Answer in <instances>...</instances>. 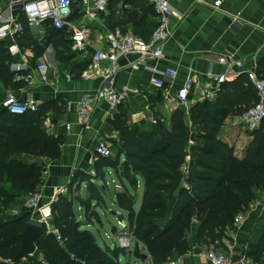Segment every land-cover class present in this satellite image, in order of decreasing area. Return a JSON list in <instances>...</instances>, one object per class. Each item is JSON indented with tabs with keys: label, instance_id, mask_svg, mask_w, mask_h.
Segmentation results:
<instances>
[{
	"label": "trees",
	"instance_id": "16d2710c",
	"mask_svg": "<svg viewBox=\"0 0 264 264\" xmlns=\"http://www.w3.org/2000/svg\"><path fill=\"white\" fill-rule=\"evenodd\" d=\"M132 4L145 18L148 12L155 15L147 0H132ZM114 15L115 11L111 17L112 30L124 28ZM145 18L139 22V30L134 32L149 39L158 23L151 31L144 30ZM20 21L25 25L20 46L32 50L36 60L44 48L29 35L25 18ZM47 26L45 46L53 45L58 59L68 61L72 53L71 41L63 38V32L51 23ZM143 31L146 36L142 35ZM11 60L8 50L0 46V84L18 89L25 83H13L15 74L9 69ZM83 66V69L88 67L84 63ZM257 73L264 77V61L258 64ZM4 97L0 90V105ZM257 101V93L245 75L226 84L215 103L195 105L189 119L183 110H175L170 118V128L159 124L145 132L128 124L123 115L115 116L113 126L120 136L116 143L117 155L112 158L97 155L95 175L76 172L69 184V195H60L52 206L51 225L59 231L61 241L53 233H46L44 226L46 234L39 235L36 240L37 256L16 263L10 261L20 252L21 234L33 221L32 213L20 210L21 206L43 184L47 166L43 160L60 158L63 140L49 136L43 128L45 114L50 108L41 106L37 112L24 115H11L1 108L0 264H121L120 258L127 252L117 245L103 248L96 235L86 229L101 224L97 208L107 210L106 179L110 169L126 183L116 193V205L128 218L129 227L122 232L132 235L143 245L152 264H166L186 255L191 249L189 241L195 226L197 244L216 245L228 229H234L237 216L246 213L264 190V129L251 134L243 159L235 155L234 148L219 139L226 119L241 117ZM189 141L194 145L190 146ZM188 155L189 173L183 176L181 166ZM121 156L125 158L123 163ZM27 158L36 161L28 162ZM140 181L144 183V193L137 211L135 193ZM83 184L87 197L77 198L83 212V218L79 219L74 211L75 190L79 187V193ZM17 209L19 213L14 215ZM169 217L170 221L163 226ZM258 236L247 257L259 264L264 256V224ZM140 249H134L138 257L144 256Z\"/></svg>",
	"mask_w": 264,
	"mask_h": 264
},
{
	"label": "crops",
	"instance_id": "0c3cea01",
	"mask_svg": "<svg viewBox=\"0 0 264 264\" xmlns=\"http://www.w3.org/2000/svg\"><path fill=\"white\" fill-rule=\"evenodd\" d=\"M216 2H220L218 7L215 6ZM169 3L172 7L170 16L172 36L165 45L164 58L162 60L148 59L144 64L138 62V56L120 59L118 62L120 70L116 74L115 88L121 91L124 87H128L129 99L117 110H112L105 102H99L94 110L89 129L82 126L74 107L72 109L69 107L70 104L77 105L85 95L95 93L104 84L103 79H86L84 73L92 67L94 51L104 50L107 47L105 37L106 32L112 30V12L115 11V20L124 28L132 31L139 30L137 26L145 17L140 9L134 7L132 0H111L107 13L101 15L97 21L88 19L76 0L73 13L68 19L69 24L87 26L91 34L86 49L77 51L73 48L70 29L67 27L62 30L63 38L71 41V58L65 62L58 59L57 51L53 45L45 46L47 24L50 23L48 21L38 27L28 26L29 35L44 48L42 55L36 60L32 50L21 48L20 37L15 40L7 38L0 42V46H4L8 50L12 59L9 69L11 73L15 74L13 83L20 81L25 83L18 89L7 87L1 83V92L3 94L13 93L24 102H35L39 108L41 106L50 108L45 114L43 128L49 136L63 140L60 158L56 161L43 160L47 166L43 184L38 190L42 195L40 213L49 205H54L60 195H69V184L76 172L82 171L91 176L95 175L94 162L98 155L96 148L100 143H103L113 153L112 157L117 155L116 143H119L120 136L113 126L115 116L123 115L128 124L137 126L145 132H150L157 126L152 123L156 117L163 118V122H166V126L170 128V118L178 109L175 100L176 94L191 73L195 74L199 80H206L209 74H223L229 70L220 64L219 59L225 57L233 64L231 71L245 76L248 70L257 69L258 64L264 61V0H169ZM0 11L17 17L19 21L23 17L19 7L10 8L7 0H0ZM237 15L240 17L238 18ZM145 21L144 30L150 31L158 23L155 15L149 12ZM142 33L143 36L147 35L145 31ZM14 45L18 46L19 54H13L10 51L11 46ZM23 54L27 57V69L17 71L16 65H23ZM41 63L47 65V82L42 81L37 72V67ZM83 63L88 67L83 69ZM102 66L106 67L108 63H103ZM169 68L177 71V79L161 90L154 88L151 85V78L156 72ZM67 75L72 77L71 81L67 80ZM27 76H32V79L26 82L24 78ZM191 99L194 102L192 108L201 103L197 100L196 95H191ZM186 116L189 119L190 113ZM238 120L240 121V117L227 118L220 134L225 128L228 133L229 131L232 133ZM229 123H232V128L227 127ZM248 134L247 147L243 153L237 152V148L227 140L222 138L220 140L234 148L235 155L243 159L252 139V133L248 132ZM27 161L35 162L36 159L27 158ZM121 161L122 163L125 161L124 156H121ZM110 181L114 192L110 189ZM106 183L108 186L107 196H105L107 210L97 208L101 219V224L98 223V225L103 226L105 223L112 229L117 222L114 223L111 219L114 217L111 215L112 211L118 216H124L125 220L127 219V214L116 205L117 190H121L126 183L120 181L112 169L108 171ZM140 191L143 199V181L139 182L138 190L135 193L137 211L142 205V200L138 204ZM78 197L86 199L85 184L79 193L75 192V198ZM263 202L264 190L260 191L259 198L250 205V209L240 215L243 221L235 224L234 229H228L222 240L216 245L197 244V226H195L190 236V251L173 261L177 264H211L206 254L214 249L232 258L233 264L255 263L247 256L252 247L251 244H255L259 239L258 233L264 224V210L261 208ZM74 211L79 219L83 218L82 208L77 200L74 202ZM40 213L32 216V219H37L36 223L42 216ZM114 219L117 220L115 217ZM114 238L112 240L117 245V240ZM143 254L147 257L138 258L132 249L126 253V257H135L136 264H140L141 260L143 264H152L149 255ZM261 263H264V256Z\"/></svg>",
	"mask_w": 264,
	"mask_h": 264
},
{
	"label": "built area",
	"instance_id": "2783aa9c",
	"mask_svg": "<svg viewBox=\"0 0 264 264\" xmlns=\"http://www.w3.org/2000/svg\"><path fill=\"white\" fill-rule=\"evenodd\" d=\"M9 7H19L22 16L25 18L28 26L38 27L44 22H50L52 26L59 31L69 28L71 31V41L74 50L83 51L86 49L90 38V29L87 26H77L69 24V17L73 13V6L76 0H7ZM81 8H83L85 16L91 21L99 20V17L106 14L110 6L111 0H78ZM148 3L153 7L155 16L158 20V26L152 32L149 39H145L137 35L131 29L115 28L106 32L107 47L104 50H96L92 56V67L84 73L86 79H103V86L93 94L85 95L77 105L70 104L69 109L76 110L80 123L85 129H89L94 110L99 102H105L112 110H117L125 104L129 99V88L124 87L121 91L115 88L116 74L120 67L118 62L120 59L128 56H138V62L144 64L148 59L162 60L164 58V48L172 36L170 30V16L172 7L169 0H148ZM220 2H216L218 7ZM239 18L240 15H237ZM25 32V26L18 20L17 17L0 11V42L11 38L15 40L21 37ZM10 51L19 54L18 46H11ZM27 57L22 55V64L16 65V70L21 71L26 68ZM220 64L227 67L229 71L223 74H209L206 80H199L197 76L191 73L185 80L182 88L176 94V103L178 108L189 114L193 99L191 95H196L197 100L201 103H215L220 94L224 91L226 84L234 83L239 73L231 71L233 64L222 57L219 59ZM103 63H108V66H102ZM37 72L42 81L47 82V65L41 63L37 67ZM249 83L255 89L258 101L250 109H248L241 117L240 122L249 133H254L264 129V77L258 75L257 69L253 68L246 72ZM178 77V73L174 69H166L161 72H156L151 78V85L156 89H163L168 84L173 83ZM34 78V77H33ZM32 79V76H27L24 80L27 82ZM72 77L67 75V80L71 81ZM1 107L8 110L11 115H24L27 113H35L39 109V105L32 101H21L15 94L7 93L1 102ZM154 125L158 124V120L154 119ZM264 131V130H263ZM192 145V142H189ZM96 152L103 157L112 158L113 153L103 144L100 143ZM190 156L188 155L185 163L181 166L183 176L189 173ZM188 188V185L184 183ZM42 195L37 192L28 196L21 206L20 210L31 212L32 215L40 213ZM52 204L42 211V216L38 223H44L48 227V232L56 235L61 241L60 233L51 223L53 220ZM264 210V202L261 204ZM19 213V209L14 211V215ZM243 221L242 216H237L235 224ZM127 230L126 224H120ZM47 229V228H46ZM118 246L129 252L136 247L144 249L143 245L138 242L132 235L122 233L118 238ZM206 257L211 264H233L232 258L228 255L219 253L212 249L207 252ZM166 264H177L173 260H169ZM258 264V263H251ZM264 264V263H259Z\"/></svg>",
	"mask_w": 264,
	"mask_h": 264
},
{
	"label": "rangeland",
	"instance_id": "374dc122",
	"mask_svg": "<svg viewBox=\"0 0 264 264\" xmlns=\"http://www.w3.org/2000/svg\"><path fill=\"white\" fill-rule=\"evenodd\" d=\"M4 95H6V94H4ZM155 119L158 120L157 125H159V124L166 125V122H163V118L156 117ZM164 121H165V119H164ZM229 126L232 128L233 127L232 123H229V125H227V127H229ZM233 128H234V130L232 133H231V131H229V133H228L227 128H225V130H223L222 134L219 135V139L222 138L223 140H227L231 145H233V146H235V148H237L236 149L237 152L243 153V151L247 147L249 134L246 131V129L244 128L243 124L239 120L236 121L235 126ZM199 143L206 144L202 141H199ZM193 145H194V143H193ZM190 146H192V145H190ZM110 189L112 192H114V187H113L111 181H110ZM117 191L120 192L121 190H117ZM259 195H260V193H259ZM139 196H140V200H139L138 204H140V202L142 200V192L141 191L139 192ZM32 216H31V219L33 218ZM111 219L114 223L117 221L116 224L114 225L118 230L117 233H113L112 229H110L108 225H105V223L103 224V226H99L98 224H95L94 226H90L89 228L88 227L86 228L87 230H89L90 232H93L96 235L98 243L103 248H105V246H109L110 248H114V246L116 244H114V241L112 240V238L115 237L114 239L117 240V243H118V238L123 233V232H119V231H123L124 228L119 224L118 220L114 219V217H112ZM170 219H171V217L167 218L166 221L163 223V226H165L170 221ZM32 220L35 222L37 219L35 218V220L34 219H32ZM125 223L127 224V227H128V218L125 220ZM46 228L48 230V227H46ZM117 246H118V244H117ZM140 251H141V253H146L148 255V253L145 251V248L140 249ZM37 254H38V251H37ZM37 254L35 256H37ZM135 256L138 257L137 255H135ZM138 258H140V257H138ZM136 262H137V259L133 256L131 258H127L126 255L125 256L123 255L120 258L121 264H129V263L130 264H136ZM140 264H143L142 260L140 261Z\"/></svg>",
	"mask_w": 264,
	"mask_h": 264
},
{
	"label": "water",
	"instance_id": "95a60500",
	"mask_svg": "<svg viewBox=\"0 0 264 264\" xmlns=\"http://www.w3.org/2000/svg\"><path fill=\"white\" fill-rule=\"evenodd\" d=\"M123 166L120 168L122 170ZM79 187L76 188L75 192L78 193ZM77 200V198H76ZM111 214L117 218L120 224L124 223V216L117 215L115 212H111ZM44 223H36L34 221L29 222L25 231L21 234L22 239V247L20 252L10 261L11 263H16L22 260H25L28 257L34 256L37 254L36 240L41 234H46L44 230ZM113 233H115V227L112 228ZM147 257V256H144Z\"/></svg>",
	"mask_w": 264,
	"mask_h": 264
}]
</instances>
